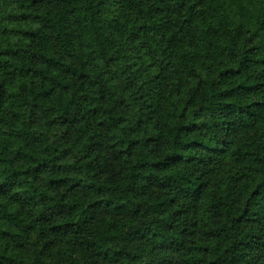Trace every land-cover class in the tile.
I'll return each instance as SVG.
<instances>
[{
    "label": "clouds",
    "instance_id": "1",
    "mask_svg": "<svg viewBox=\"0 0 264 264\" xmlns=\"http://www.w3.org/2000/svg\"><path fill=\"white\" fill-rule=\"evenodd\" d=\"M0 264H264V0H0Z\"/></svg>",
    "mask_w": 264,
    "mask_h": 264
}]
</instances>
